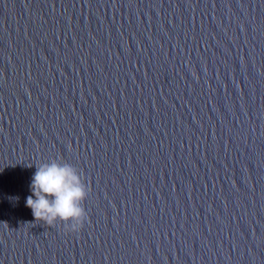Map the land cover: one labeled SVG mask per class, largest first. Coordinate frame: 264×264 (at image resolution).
<instances>
[{
    "label": "water",
    "instance_id": "1",
    "mask_svg": "<svg viewBox=\"0 0 264 264\" xmlns=\"http://www.w3.org/2000/svg\"><path fill=\"white\" fill-rule=\"evenodd\" d=\"M0 264H264V0H0Z\"/></svg>",
    "mask_w": 264,
    "mask_h": 264
},
{
    "label": "clouds",
    "instance_id": "2",
    "mask_svg": "<svg viewBox=\"0 0 264 264\" xmlns=\"http://www.w3.org/2000/svg\"><path fill=\"white\" fill-rule=\"evenodd\" d=\"M36 168L30 185L32 195L26 200L35 220L49 226L62 221L71 231H79L87 220L83 202L88 194L79 171L59 159L41 163Z\"/></svg>",
    "mask_w": 264,
    "mask_h": 264
}]
</instances>
